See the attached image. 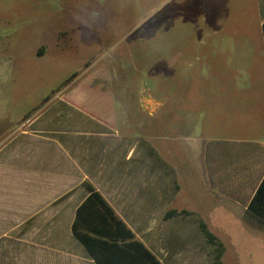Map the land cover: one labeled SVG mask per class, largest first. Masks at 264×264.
<instances>
[{"label":"rangeland","instance_id":"374dc122","mask_svg":"<svg viewBox=\"0 0 264 264\" xmlns=\"http://www.w3.org/2000/svg\"><path fill=\"white\" fill-rule=\"evenodd\" d=\"M240 3L0 0V129L43 111L50 116L61 99H76L86 114L76 128L155 147L162 206L196 209L179 223L203 234L196 218L204 220L225 244L224 264H264V221L240 219L207 200L206 175L189 162V137L232 135L223 125L235 117L220 98L233 85L217 66L229 35H254ZM246 75L238 80L241 105L264 99V72ZM177 181L179 197L166 200ZM188 243L196 251V237Z\"/></svg>","mask_w":264,"mask_h":264},{"label":"crops","instance_id":"0c3cea01","mask_svg":"<svg viewBox=\"0 0 264 264\" xmlns=\"http://www.w3.org/2000/svg\"><path fill=\"white\" fill-rule=\"evenodd\" d=\"M239 5L246 9L243 23L254 35H229L231 44L221 45L217 66L219 72L229 73L221 78H230L228 84L233 85L220 98L230 104L235 117L223 125L232 135L189 137V162L206 175V199L243 219L255 217L248 206L264 179V99L241 105L236 94L242 73L250 79V72H264V0H241ZM60 102L50 116L43 111L0 129V264H129L128 258L113 256V247L109 251L110 246L101 242L94 248L96 258L75 235L78 209L90 195L85 183L105 197L162 264H189L193 259L210 264L204 233L179 223L182 214L165 218L171 209L197 210L162 206L155 147L78 129L75 121L86 116L83 106L73 98ZM141 134L146 137V131ZM176 184L179 188H166V200L179 197L182 185ZM189 237H196V251L189 250Z\"/></svg>","mask_w":264,"mask_h":264},{"label":"trees","instance_id":"16d2710c","mask_svg":"<svg viewBox=\"0 0 264 264\" xmlns=\"http://www.w3.org/2000/svg\"><path fill=\"white\" fill-rule=\"evenodd\" d=\"M85 185L90 190V195L78 209L73 230L91 254L98 258L94 248H96V242H101L110 246L109 251H112L111 247H113L111 253L113 256L128 258L129 264H162L117 215L105 197L92 184L85 183ZM248 211L264 221V179L249 204ZM183 213L192 214V211L171 209L165 218ZM196 220L199 221L200 229L212 246V250L208 253L210 264H224L225 244L210 230L204 220L199 218Z\"/></svg>","mask_w":264,"mask_h":264}]
</instances>
